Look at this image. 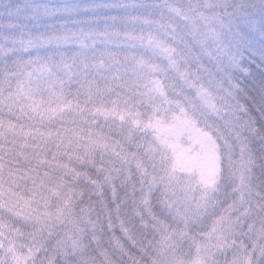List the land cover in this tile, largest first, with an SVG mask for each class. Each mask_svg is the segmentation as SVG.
<instances>
[{
  "label": "snow or ice",
  "instance_id": "1",
  "mask_svg": "<svg viewBox=\"0 0 264 264\" xmlns=\"http://www.w3.org/2000/svg\"><path fill=\"white\" fill-rule=\"evenodd\" d=\"M247 7V0H23L5 13L0 223H17L0 228V264H35L38 253L41 264H60L68 253L91 264L86 234L108 230L118 231L113 239L128 264H139L149 233L152 264H264V197L253 209L243 172L223 200L209 201L220 180V141L232 150L226 132L241 154L250 139L264 141L234 73L253 82L255 75L223 45L216 72L191 56L193 41L209 51L222 29L236 25L234 37H242L236 18L249 23ZM248 51L264 71V54ZM201 72L211 87L198 83ZM181 81L198 93L199 103L185 97L193 108L210 109L219 123L198 126L174 100ZM258 89L254 107L264 118V82ZM24 228L21 240L14 233Z\"/></svg>",
  "mask_w": 264,
  "mask_h": 264
},
{
  "label": "clouds",
  "instance_id": "2",
  "mask_svg": "<svg viewBox=\"0 0 264 264\" xmlns=\"http://www.w3.org/2000/svg\"><path fill=\"white\" fill-rule=\"evenodd\" d=\"M37 2L42 4L61 5L73 2L84 3L86 0H37ZM232 2L239 4V0H232ZM247 4L248 7L244 11L247 14L249 23L245 24L239 18H236L242 37H234L233 33L236 25L233 26V31L222 29L220 40L218 42L212 41L208 45V49L212 55L209 54V51H205L204 48L193 41L191 51L193 65H197L198 59V61L203 63L210 72H216L221 66L220 61L216 58V49L220 48L221 45L228 47L234 55L240 58L241 63L249 68H251L249 65V56L251 55L248 51L249 48L255 49L257 52L264 54V0H247ZM219 11V9H206L208 15H212L214 12ZM177 23H179V21H177ZM253 25L257 30H253ZM170 38L169 35L161 33V39L167 41ZM238 39L242 40L243 43L238 45L235 42ZM172 42L174 44L176 43L175 40ZM224 67H228L227 63L224 64ZM234 74L240 78L242 85L245 80L252 79L251 77L242 76L239 72H235ZM200 75L201 79L198 83L207 84L211 87L209 74L207 72H201ZM180 87L183 88V95L174 94L173 98L178 104L185 107L188 114L197 122L198 126L203 127L205 121L208 123L213 121H216L217 123L220 122L216 113L206 107L197 111L193 108V105L188 102V99L185 98L189 97L193 101L199 103L198 93L195 88H188L183 81L180 82ZM213 91L217 90L213 88ZM258 122L261 126H264V118H262L260 114ZM226 136L229 143L232 145V150L230 151L224 146V142L220 141V180L218 182L217 190L210 194L209 201L210 203H214L216 200H223L225 193L231 191L232 185L230 181L235 178L238 172H243L244 176L247 177L248 183L252 185L253 191L250 200L253 201L252 207L255 209L254 201L264 197V141L250 139L248 151L241 154L239 141L236 140L235 136L230 131L226 132ZM249 160H251L250 164L248 163ZM212 212L213 209L210 207L208 209L209 215H211ZM15 223H17L16 220L9 218L8 223H0V228L7 229L9 228V224ZM27 230V228H24L23 231L17 229L14 234L26 238L24 233ZM114 235H119L118 231L113 232L112 230H108L100 232L98 238H91V232L86 234L84 255L90 258L91 264H128V256L121 250V248L117 247L116 242L113 239ZM152 239V234L149 233L143 242L145 251H136V255L139 258V264H152L155 251L154 248H152L151 243H149ZM124 244L126 247L130 248V245H128L126 241H124ZM43 260V253H38L35 264H41V261ZM59 261L60 264H82L80 254L73 253H68L67 256L59 257Z\"/></svg>",
  "mask_w": 264,
  "mask_h": 264
},
{
  "label": "trees",
  "instance_id": "3",
  "mask_svg": "<svg viewBox=\"0 0 264 264\" xmlns=\"http://www.w3.org/2000/svg\"><path fill=\"white\" fill-rule=\"evenodd\" d=\"M3 2L1 1L0 4V19L7 20L8 16H6L5 13L9 12L10 8L14 7L17 3L23 2V0H4ZM257 63L260 64L259 59L257 60ZM249 65L253 69L255 82H253L252 79L245 80L242 86L252 97V100L248 101V106L252 110V114L255 115L257 117V120L259 121V113L256 112L254 103L260 102L258 85L264 82V71H261V69L257 68V64L254 66L249 63Z\"/></svg>",
  "mask_w": 264,
  "mask_h": 264
},
{
  "label": "rangeland",
  "instance_id": "4",
  "mask_svg": "<svg viewBox=\"0 0 264 264\" xmlns=\"http://www.w3.org/2000/svg\"><path fill=\"white\" fill-rule=\"evenodd\" d=\"M1 1L3 2L4 0H0V4H1ZM4 3V2H3ZM22 23H27V21H23ZM259 59V56H249V63L251 64V65H256V64H258L257 63V60ZM252 61H255V63H252ZM259 62L261 63V61H260V59H259ZM4 211L5 210H3V209H0V214H2V213H4ZM20 239L21 240H25L26 238H24V237H20Z\"/></svg>",
  "mask_w": 264,
  "mask_h": 264
}]
</instances>
